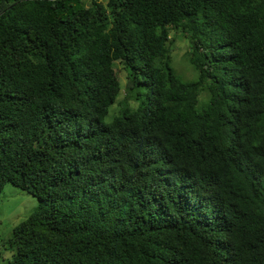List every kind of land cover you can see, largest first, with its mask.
Returning <instances> with one entry per match:
<instances>
[{"label":"trees","instance_id":"obj_1","mask_svg":"<svg viewBox=\"0 0 264 264\" xmlns=\"http://www.w3.org/2000/svg\"><path fill=\"white\" fill-rule=\"evenodd\" d=\"M6 184L9 264H264V0H0Z\"/></svg>","mask_w":264,"mask_h":264},{"label":"rangeland","instance_id":"obj_2","mask_svg":"<svg viewBox=\"0 0 264 264\" xmlns=\"http://www.w3.org/2000/svg\"><path fill=\"white\" fill-rule=\"evenodd\" d=\"M92 0H82L86 6L91 5ZM105 4L106 0H95ZM170 50L172 63L176 72L183 75V80H191L194 72L187 63V53L189 43L181 31L170 33ZM116 74L122 83H125V75L121 66L115 67ZM115 106V105H114ZM111 107L104 122L108 123L112 119V114L116 113L119 107ZM37 207V200L32 195L19 188L6 184L0 195V264H9L13 251L8 248V240L12 236L13 229L24 221Z\"/></svg>","mask_w":264,"mask_h":264}]
</instances>
